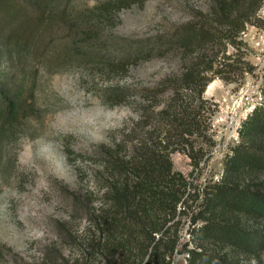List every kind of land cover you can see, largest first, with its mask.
<instances>
[{"label": "trees", "instance_id": "trees-1", "mask_svg": "<svg viewBox=\"0 0 264 264\" xmlns=\"http://www.w3.org/2000/svg\"><path fill=\"white\" fill-rule=\"evenodd\" d=\"M145 2L101 0L85 14L57 17L42 0H0V35L31 45L49 62L64 65L82 52L103 64L96 33L115 14ZM263 7L264 0H208L207 11L195 16L198 21L164 37L159 48L198 47L200 55L221 45L224 51L239 49L238 39L260 22ZM205 58L189 60L183 72L137 93L126 86L107 89L105 103L132 108L138 119L125 122L118 137L91 153L87 189L82 199H73L82 223L77 227L73 218L67 220V258L60 254L52 264H173L178 254L188 256L187 264H235L214 249L219 243L229 251L264 252V235L241 225L243 219L264 221V183L255 177L264 169V103L244 123L219 181L196 186L171 159L176 152L189 157L192 178L215 147L208 134L217 107L205 93L220 75L218 60ZM130 60V54L121 53L107 63L121 70ZM262 93L264 98V84ZM0 99L6 109L1 114L0 107L1 124L25 118L26 100L19 90L1 92ZM187 219L190 240L183 244Z\"/></svg>", "mask_w": 264, "mask_h": 264}, {"label": "rangeland", "instance_id": "rangeland-1", "mask_svg": "<svg viewBox=\"0 0 264 264\" xmlns=\"http://www.w3.org/2000/svg\"><path fill=\"white\" fill-rule=\"evenodd\" d=\"M97 1L101 0L42 3L54 16L77 17ZM207 6L208 0H146L142 7L115 14L96 35L105 62L119 60L121 53L131 55L127 70L93 63L96 57H83L82 52L64 65L49 62L37 57L31 45L0 35V93L19 90L26 100L23 120L11 126L0 123V264H41L43 259L52 264L60 254L67 258V220L73 218L77 227L82 223L73 199H82L87 189L91 153L118 137L125 122L138 119L132 108L104 102L111 87L126 86L137 93L183 72L195 57L217 59L215 72L220 76L205 93L217 107L208 134L215 147L192 178L189 157L176 152L171 159L175 170L196 186L221 179L226 159L239 146L244 123L264 103V7L260 22L248 26L238 39L239 49L224 51L221 45L200 55L198 47L159 48L164 37L198 21L195 16L201 17L198 12L205 13ZM0 107L2 114V99ZM255 177L263 185L264 169ZM247 221L241 225L264 235V221ZM189 224L187 219L183 244L190 240ZM223 247L219 243L214 249L235 264H264V252L256 256ZM187 259L178 254L173 264H187Z\"/></svg>", "mask_w": 264, "mask_h": 264}]
</instances>
